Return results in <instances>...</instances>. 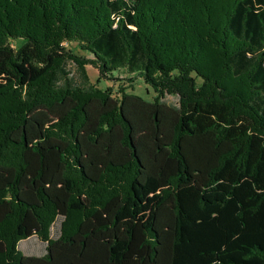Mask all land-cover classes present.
<instances>
[{
  "label": "trees",
  "instance_id": "obj_1",
  "mask_svg": "<svg viewBox=\"0 0 264 264\" xmlns=\"http://www.w3.org/2000/svg\"><path fill=\"white\" fill-rule=\"evenodd\" d=\"M0 264H264V0H0Z\"/></svg>",
  "mask_w": 264,
  "mask_h": 264
},
{
  "label": "rangeland",
  "instance_id": "obj_2",
  "mask_svg": "<svg viewBox=\"0 0 264 264\" xmlns=\"http://www.w3.org/2000/svg\"><path fill=\"white\" fill-rule=\"evenodd\" d=\"M15 44L16 43H13V45ZM65 48L80 58L88 59L91 57L89 54L79 50L75 44H67L65 45ZM68 69L70 70V77H72V80L75 82V84L84 86L76 66L69 64ZM84 70L88 76V83L85 86L94 85L101 90L109 89L115 96H119L117 91L122 87L127 88V92L129 93H134L147 99H150L153 96V90L148 85L143 83V81L140 79H134L131 81V75H127L123 71L114 72L108 79H101L99 77L98 71L90 65L84 66ZM163 101L172 106H177L178 103L177 97L171 95H166ZM60 222L61 218L56 219L50 229V237L52 239L57 238L59 235ZM17 249L24 256L39 257L45 252V244L33 236L27 240L20 241L17 245Z\"/></svg>",
  "mask_w": 264,
  "mask_h": 264
}]
</instances>
